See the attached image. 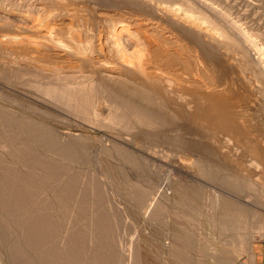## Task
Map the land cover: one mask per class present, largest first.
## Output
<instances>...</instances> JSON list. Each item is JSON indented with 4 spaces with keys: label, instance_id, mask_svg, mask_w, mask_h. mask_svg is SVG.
I'll list each match as a JSON object with an SVG mask.
<instances>
[{
    "label": "rangeland",
    "instance_id": "obj_1",
    "mask_svg": "<svg viewBox=\"0 0 264 264\" xmlns=\"http://www.w3.org/2000/svg\"><path fill=\"white\" fill-rule=\"evenodd\" d=\"M27 1L28 0H0V4L6 3L10 5V4H16V3L18 4L22 2V5H26L25 3ZM32 1L34 2L35 0ZM43 1L45 4L44 8L48 9V7L51 8L52 6L54 11L60 10L61 13L58 14L57 18L63 20L64 23H69L70 27L75 26L74 30L71 31L72 33H74L75 39L72 40L65 38L63 44L57 45L56 48L55 47L53 48V45L54 46L56 45L53 44V42H51L50 45L48 46L45 45L43 47V45L45 44L44 42L46 41L44 42L41 41L42 44L40 43V41L39 42L37 41L39 39L38 37H36L37 31L33 29L34 27L31 28L30 26L31 22L30 24L28 22L25 23L19 19L20 18L19 16L17 18L16 15L13 16L14 14H11L12 15L11 16L10 14L7 15L3 12H0V68H1L0 69V112H3V114H5V116L8 117L17 116V114L19 116L20 114H22L24 115L23 116L24 118L29 116V118L32 117L34 118V120L42 121V123L48 124L50 128H54L53 131L54 130L57 131L55 132L59 134L58 136H56L58 140L60 138L59 137L60 135H61L60 140L65 141L66 139L67 140L71 139L72 141L76 142V144L79 143V145L80 143L86 140V142H84L86 143V145L82 143L86 146V148L85 146L84 147L81 146L80 149L77 151L75 157L73 159H68L67 157L56 155L55 152L52 151L51 149H50L51 151L45 147H44L45 149H43L42 146L33 143V141H31L29 138L24 137V135H20L21 133L19 128L21 127V125L19 121L21 120H19L17 124L12 126L10 129L9 128L7 129L4 125L0 124V132H2L4 135L6 134L8 137L10 136L14 137L12 138L13 141L15 143L18 142L16 146H18V144L25 145L28 143L27 145L30 147L31 146L30 144H33V148L30 147L31 152L27 156H25V158L27 157L26 161L23 157V159L20 160H24V162L22 161L23 163H21L20 160L18 161L17 159H15L8 151L12 147L9 148L8 145L7 147H5L6 144H4L3 141H5L6 137L3 138L4 139L3 141L1 139L0 157L6 159V163L3 166L0 165L1 166L0 169L2 168L1 170L9 166L10 167L15 166L18 168L17 169V171H19L18 173H21V175H23L26 172L28 166V170L31 173L32 170L29 169L31 165L29 164L32 163L33 160H35L37 157H39L40 154H42L40 157H44L45 159L47 158L59 159L58 161H60L61 165H63L66 168L68 167L70 169V173H77L78 171L77 173L78 180L76 181L74 187V193L76 195H74L72 199L70 198V199H66V201L64 200L62 201L58 196H56V194H54L53 187L44 186V188L42 187L40 191L37 192L38 194L35 193V196L33 197L35 200L32 198L28 203H26L25 206H21V208L23 209V213L21 212L22 210L19 205L18 207L17 205L7 206L8 209L7 210L6 207L3 205V203L5 204L3 198V201H1L2 203L0 202L1 203L0 208L2 210L5 208L6 210L4 209V211H6V213L5 214L4 212L2 213L7 216L8 215L20 216L21 214L23 215L26 213L28 215L29 213L32 214L35 212L36 214L34 213L33 214L34 216L36 215L38 217L43 216L42 218L54 214L59 216L61 222L59 226L61 228L59 227L60 231H58L57 234L59 236L55 235L54 237V239H56V243L58 242L57 246H60L59 244H61L60 249L64 248V246L65 247L67 246L68 233H66V231L72 229L71 230L73 233L72 236L75 235L74 231L76 233V235L73 236L72 238L75 237L74 239H76L78 235L80 237V238L78 237L77 241H75L76 246H74V243L72 242L73 239H71L70 242L74 247L79 246L81 242L85 239L84 240L85 242H82L81 244V249L79 248L80 250H83V247H85V249L83 250L84 252L80 253L83 259L86 257L87 254L89 256V253L91 251L93 252V250H95L97 247L96 241L98 240L99 234L95 232V230L93 231L94 229L93 223L94 220L99 215V213L103 214V211L107 209H113V210L116 209L117 215L120 218L124 217L121 220V225H120L121 228H119L120 231L117 230V234H119L118 236L119 238L116 237L121 241L120 244H117V246L119 245V247L116 246V248H118L117 250L120 253L117 250L116 252L118 254H123V252L125 253L126 256L124 255L125 256L124 261L131 260L130 262L125 261L124 264H241L246 257L249 258L252 252L256 251V249L258 248L260 241H262L261 239H264V113H263L264 105L263 103H261L259 99L256 102V97H255L256 93H254L256 91L253 90V82H252L254 80L253 79L251 80V78L249 77L250 74L248 73V90L246 89V87L243 85L242 82L238 84L239 81L237 82L233 81L236 83L235 85L236 88L233 85L230 86L229 84L230 88L228 86V88L226 89L224 88L223 84L226 83L225 85H227L228 81H231L230 79L232 77L235 79L237 77V73L235 74L233 73V75L231 74L228 75L226 78H228L229 80L225 79L223 82V80L219 79L220 77L219 71H221L223 68H220L221 70H219L213 66L214 68L213 70L212 67L208 68L207 63L205 64L204 61H202L203 63H201V65L200 62H198L199 64H195L196 66L194 65V63L196 62H194L193 60L188 61V63L187 62L185 63L184 60L181 61L182 64L184 62V65L180 63L181 66L185 67V65L189 66L190 64L189 66L190 69L188 70H191L193 68V65H194L193 68L194 70H196L195 67L196 68L201 67L203 69L202 70L201 68H198L203 71L205 76L201 78L202 79L205 78L204 80L207 81L208 86L209 85L212 86V88L209 86L210 88H208V90L212 89L211 91H213V89L215 90L217 89L218 90L217 92H224L229 96L233 94H236L237 96L239 95L241 100L235 103H231L236 105L239 104L237 106L238 108L234 105L229 104L231 107L228 105L231 113L234 111V113L236 114L239 123L238 122L233 123V121L230 118L228 119L227 117L221 118L220 116H218L217 119L214 117H213L214 119L211 118L209 119L207 116H205L207 117L205 118L203 115L205 119L204 120L202 119L203 117L201 116V114L200 115L197 114L198 112V110L196 111L197 106L195 107V104L193 103V104H188L189 106L182 105L183 107L175 106L176 107L175 108L174 106H172V109L168 107L169 112L170 110L172 111L174 109L172 112H170V116L172 117L175 116L173 118L171 117L172 120H170V123L168 125H171L173 127V130L175 131L177 129L176 127L179 126L178 130L179 131L182 130L180 131V134L182 132L184 133H182L183 135L182 134L180 135L178 130L174 132L173 130L171 131L169 129L170 132L178 134L179 136H183L185 139L192 142V144L190 145L191 147L186 146L180 148L174 146V142L170 141V139L165 140L166 138H159L160 141L155 140L152 137L150 138L144 136H141L140 138H134V136L133 135L131 136V134L135 133L137 130H135V132L129 133L130 134L129 135L128 133H126V130L122 129L121 127L118 129L117 127L112 128V126L102 123L105 121L102 119V115L104 118V116L108 113L107 110L104 112L105 104L104 105L101 104L98 107L99 110H101L100 112H102V110L104 109L102 115L101 114L99 115L101 116L100 118H98L99 116L96 117V119L94 117L93 118L90 117L92 119H90L89 117H81L80 115L71 112L68 109H63L60 107L55 108L54 105H52L51 103L46 102L45 104L42 100L38 98L37 99L39 101L33 99L32 97L30 98V96H33L35 98L36 96L26 95V94H22L19 91H16V89L18 88L15 86L12 87L11 83L20 84L22 83V81L25 82L28 79L30 80V78L33 79L34 77L33 72H35L36 70L37 71L39 70L40 73L38 74L40 75L38 76L36 71L34 73L36 75L34 79L37 78L40 79L41 75H43L42 77L43 79L42 78L41 79L46 80V77H44L46 74L45 71L43 72V70L41 69H36L33 66H29L32 67L33 69L32 71V69H30L27 66L25 61L27 62L30 61L33 62L34 64L38 61L37 63L41 65L36 63V67L46 66L47 64V67L50 68L52 67L53 69L56 67L55 69L58 70L59 68L61 69L63 68V66L65 67L69 64L78 65L79 63L82 62V60L80 62L79 59L80 57L78 55L76 56V54L73 55L70 52L71 50L67 51V48L65 49L64 47L76 46L77 50L79 51V54L81 56H85V50L83 48L89 47L91 44H93L92 42H94L93 45H95L93 46V48L97 46L96 49H98L101 46V48L103 47L101 50L103 51V53L105 52L104 55L99 56L98 59L96 50L92 48V51L94 50L92 54V56H94L93 59L95 58L94 61L97 59L98 61L105 60L106 64L112 65L113 63H115L114 57H118V55L116 56L115 53L110 49L109 44L105 42L103 34L106 33L104 30L107 28L104 27H106L107 22L104 19L101 20V17H99L98 15L107 16V12H111L112 8L115 7L122 8V6L133 7L138 12H142L140 10H143L142 13H144L145 7L140 5L139 3L133 2V0L131 1L127 0L128 2L125 0H63V3L61 1V4H60V0H58L59 4H57V2L54 1L53 4L52 2H49V0L46 1L43 0ZM251 1L255 2V0H249V2L248 0H202V3H205L206 5L212 4L213 8L215 7L216 9H219L222 12L226 13L228 18L233 19V20L231 19L232 21L237 20L236 23L239 26L241 25L242 29L247 31L248 34L250 35L249 43H251L252 45H256V47L260 49L261 52L256 55H260L261 57H263L262 59H260V61L264 65V37H263L264 35L262 31L264 29L263 26L264 3L263 2L261 3V1L259 0L256 1V3L260 5V6L258 5L256 9L254 7L251 8L249 5H247L250 4ZM36 2L39 3V0L35 1V3ZM150 2H152L154 5H159L163 7H166L168 5L173 7L174 6L180 7V9L185 7L182 4L183 1L181 2V0H153V1L151 0ZM139 5L142 8L139 7ZM226 5H228L230 9H228ZM224 9H227V11ZM145 10L146 13L144 14L145 15L147 14L149 16L151 14H152L151 16L154 15L156 16L157 14L161 15V13H163L162 10L153 11L150 7L148 10L147 9ZM46 17L44 18V20H47ZM71 19H73V21ZM203 23L204 25L207 24L206 22ZM213 29L215 33L218 35L219 34L217 32L218 29L216 28ZM32 30L33 31L35 30L36 33H34ZM257 30H261V31H257ZM23 35L29 37L30 39H32L33 36V39L36 41V44L38 45V47L36 46L37 47L36 50L42 47L44 49H40L36 51L32 48V50H34L32 51L30 50L31 49L30 47L27 46L25 47V45L19 43L21 39H18V38H22ZM67 35H69V33H67ZM99 35L101 38L99 37ZM12 36H15L16 42L14 40L13 41L9 40ZM180 38H182V36ZM180 38L178 44L184 46L187 53L189 55H192L191 54L192 51L190 50L191 48L189 49L187 47L188 46L187 41L182 42ZM183 41L185 40L183 39ZM36 44H32V45H36ZM46 44L48 43L46 42ZM46 46L49 47L50 50L49 49L45 50ZM182 46H180L181 50L183 49ZM187 49H189L190 51H188ZM35 52L38 53L35 54ZM185 52L183 55H186L187 57L188 54ZM57 53L59 54L66 53V54L59 55ZM28 57L31 59H27ZM33 58L34 59L37 58V60L33 61L34 60ZM40 59H41L40 62L42 63L39 62ZM115 59L117 60L118 58ZM98 61L97 62L95 61L97 65L100 64L98 63ZM48 64L50 66H48ZM52 64H54L55 66L53 65L54 66L53 67ZM56 65L57 66L61 65L62 67L60 66L57 68ZM92 66L93 64L89 66V68L83 67L85 71L86 69H88L90 72H85L84 70H82L83 72L80 73V71L77 72L78 71L77 70L71 72L74 74H71L70 72L69 73L71 74V76L72 75L76 76L77 74L78 76H81V74H83L84 72L87 75L91 73L90 70L91 68H93V70L96 69V65H94L93 67ZM26 69L28 70V72L32 71L33 77L30 76L31 73L29 74ZM34 69L36 70L34 71ZM164 69L165 68L163 67V70ZM204 69H206L207 71ZM63 70L65 69L63 68ZM156 70L158 69L155 68V71ZM20 71L22 72L23 75H20L21 74ZM23 71H26L28 73L27 74L28 77L26 76V72ZM231 71L236 72L232 68ZM41 72L44 74H41ZM199 72L201 73V71ZM203 73L201 74L203 75ZM93 74L96 75V73H92L90 74L91 77L88 76L89 78L88 77L87 78L91 79ZM8 78L12 81L10 82ZM210 78H212V80ZM210 82L213 84H211ZM221 84L223 85V87ZM242 86L245 88H243ZM13 89H15V91ZM7 93L11 95L13 98H14L13 95H15V97L20 96L25 98L26 101L28 100L31 103L40 104L41 106H43V108L45 107L44 110L46 111L50 110L49 112H53L54 116L48 117L47 114L46 115L44 114L43 116L38 113L34 114L33 110L31 109L26 110L27 109L26 107H24L25 109H22L20 105L15 104L14 102H10L9 100L6 101L5 94ZM253 97H255V102L254 101L252 102ZM232 107H234V109ZM186 110H188V112H186ZM177 112L178 114H176ZM182 112L184 114H182ZM233 114H231L232 117L235 115ZM229 119L232 122L227 121ZM172 121H174L175 123ZM100 122L103 125H101ZM173 125L176 126L174 127ZM186 126L188 127V129L186 128ZM238 126H240V128ZM182 127L183 129H180ZM186 131L187 132L189 131V133L188 134L185 133ZM239 131L242 133L240 134ZM136 133H140V131H137ZM193 138L195 141L191 140ZM163 140L166 141V143L163 142ZM196 140L201 142V147L204 146L203 148L205 147L210 148L213 146L212 148L215 150L214 151L210 150L206 152V150H203V148L201 147L199 149H195L194 148L196 147L195 145H198L199 143ZM117 141L121 144H119ZM2 143L3 145H5L4 147ZM120 146H122L121 147L122 149L124 147L125 148L123 150L118 149V147ZM109 147L110 149H108ZM253 147H256L257 149ZM191 149L193 150L191 151ZM202 150L205 151V153H203ZM32 151H35L34 154ZM206 153H208V155H206ZM209 153L212 155H210ZM130 155L133 158H135L133 159V161ZM29 156L30 159L28 158ZM128 156L130 158H126ZM27 174H29V172L25 173V175ZM208 174L216 175V177L212 179L208 177ZM93 179H94V183H93ZM97 180L99 181L101 180V182L99 181L98 182L100 184L102 183L103 185L102 188L105 187L104 188L105 191L108 190L107 196H109L107 200L102 199L98 201L96 207L99 209L100 211L99 213L98 211L97 212L95 211L96 207H93L94 204H92L91 201L94 197L91 190L93 189L92 188L93 184L98 183ZM224 180H228V182H230L231 184H229L228 182L225 183ZM57 184L61 185V181L59 180ZM85 186L89 187V190L84 195H82L83 193L80 194V191H82V189ZM90 187L92 189H90ZM21 191L22 192H18V194L16 193L18 198L16 199L18 201H20L25 196L24 193H26V192L23 193L22 189ZM19 193L21 194L19 195ZM79 194L82 195L80 196V198L78 196ZM110 195H111V199H109ZM83 196H85L87 202L86 200L84 201L83 199H81V197ZM82 202L83 203L86 202L87 207L89 206L88 208H91L92 206L91 210L90 209L88 210V208L86 207L88 211H86V213L82 211V208L79 205L82 204ZM61 204L62 205L67 204L66 206H68L69 208L66 209L64 205L62 207ZM36 205L38 206L40 205L41 207L40 206L38 207ZM13 207L15 208L13 209ZM16 208L18 209L16 210ZM30 208L31 209L34 208V209L31 210ZM59 208H61L62 210H60ZM79 208L81 209L79 210ZM10 209L14 211L11 212ZM56 210L58 211V213H55ZM243 210H245V212ZM243 216L245 218H243ZM232 218L234 219V221ZM230 219L232 222L229 221ZM69 222L71 224L74 223L76 226L74 224H73L74 226H72ZM79 227L81 228V230ZM19 228L20 227L17 228L18 230L16 229L15 230L16 232L19 231L20 234V232H22V229ZM78 228L80 231L77 230ZM14 231H11L12 234H15L17 236L16 232ZM11 232L9 231V233ZM61 237L63 240L61 239ZM11 238L13 237H10L9 234L8 240L10 239L11 241V243H9L10 241H7L8 242L7 244L9 245L12 244ZM79 239L82 241H80ZM93 241L95 243H93ZM77 242L79 245L77 244ZM129 242H131L132 244ZM10 246L12 247V245ZM126 246L129 248V250L130 249L131 250L129 251ZM4 247L5 246H3V242L0 240V264H12V263L15 264L14 262L15 260L13 261L14 258L13 256H15L14 259H16V255H13L15 253L12 251L10 252L7 251L9 249V246L8 248L6 247L7 249ZM90 248L91 250L89 252ZM120 249L122 252L120 251ZM126 250L129 251L130 253L129 256L131 257V259L129 256H127L128 251ZM5 251L7 254L5 253ZM131 252L133 253L132 256H131ZM84 253H86L85 256H83ZM26 257L28 256L26 255ZM26 257L24 256L25 259ZM85 261H87V259ZM110 262L113 263L112 260ZM113 264H118V263L114 262Z\"/></svg>",
    "mask_w": 264,
    "mask_h": 264
},
{
    "label": "bare ground",
    "instance_id": "obj_2",
    "mask_svg": "<svg viewBox=\"0 0 264 264\" xmlns=\"http://www.w3.org/2000/svg\"><path fill=\"white\" fill-rule=\"evenodd\" d=\"M35 1H38V0H35ZM35 1L33 2L32 0H28L25 3L26 5H22L23 1L21 3H18V4L16 3V4H10V5H8L6 3H4V4L1 3L0 4V12H3L7 15L8 14H10V15L14 14L13 16L16 15L17 18L19 16L20 17L19 19L25 23L28 22L30 24V22H31V25H30L31 28L34 27L33 29H35L37 31L36 37H38L40 39V40L39 39L38 40L36 39V40L38 42L40 41V43H41V41L42 42L46 41L48 43V44H46V42H44L45 44L43 45V47L45 45L48 46L51 44V42H53V44H56L55 46L53 45V48L54 47L56 48L57 45L63 44L65 38L72 39V40L75 39L74 33L71 32L72 30H74L75 26L70 27L69 23H64L63 20H60V18H57L58 14L61 13L60 10L54 11L52 6H51L52 9L49 7H48V9L44 8L45 4H44L43 0H39V3H37V2L35 3ZM53 1L57 2V4H59L58 0H49V2H52L54 4ZM61 1L63 3V0H60V4H61ZM125 1H127V0H125ZM150 1L151 0H133V2L139 3L140 5L144 6L145 9H147V10L149 9V7L153 11H155V10L161 11L162 10L163 13H161V15H158V14L156 16L155 15L151 16L152 14L150 16L147 14L145 15L144 13H146L145 12L146 10L144 8H143L144 13H142L143 10H140L142 12H138L133 7H128V6L127 7L122 6V8H120V7L112 8L111 12H107V16L98 15L99 17H101V20L104 19L107 22L106 27L103 26L104 28H107L104 30L106 32L105 33L106 36H105V34H103L105 42L109 44L110 49L115 53V55L116 56L118 55V57H114L115 63H113L112 65L106 64L105 60H103V61L99 60L98 61V59H99L98 57L101 55H104L105 52L103 53V51L101 50L103 47L101 48V46L99 47L100 49L99 48L96 49L97 46L95 48H93V46H95V45H93L94 42H92L93 44H91L89 47H86V48L82 47L85 50V56H81L79 54V51L77 50L76 46L64 47L65 49L67 48V51L71 50L70 52L73 55L74 54H76V56L78 55L80 57V58L78 57L80 59V62H81V60H82V62L79 63L78 65H73V64L67 65L66 64L67 66H65V67L63 66V68L65 70H63V68H61L63 70L62 71L60 68L58 70V69H55L56 67L54 69L52 67L51 68L47 67V64H46V66L36 67V63L38 61L35 64L33 62H30V61H28V62L25 61L28 67L33 66L36 69L43 70V72L45 71L46 74L44 77H46V80H42L43 75H41L40 79H38V78L34 79V77L36 76L34 73L37 70L34 69V71L35 70L36 71L33 72V75H34V77H33V75H32L33 69H32V67H29L30 69H32V71L28 72V70L27 69L26 70L29 74L31 73L30 76H32L33 79L30 78V80L28 79L25 82L22 81V83H20V84L11 83L12 87L13 86L17 87L18 89H16V91H19L22 94L36 96V98L33 96H30V98L32 97L33 99H35L37 101H39L38 99H40L45 104H46V102L51 103L52 105H54L55 108L60 107L63 109H68L69 111L74 112V113L80 115L81 117H89V118L94 117L96 119V117H98L100 114L102 115V112L104 110L103 109L102 112H100L101 110H99V108H98L99 105L105 104L104 112L107 110L108 113L104 116V118L102 115V119L105 120L102 123H105L106 125L112 126V128L117 127V129H118L121 127L122 129L126 130V133H128V134L131 132H135V130L140 131V133H136L137 132L136 131L135 132L136 134L135 133L131 134V136L133 135L134 138H140L141 136H144V137H150V138L152 137L153 139L158 140V141H160L159 138H166L165 140L170 139V141L174 142V146H177L180 148L190 146L192 144V142L185 139L183 136H179L178 134L170 132V130L171 131L173 130V127L171 125H168V124L170 123V120H172V118L175 117V116H173V117L170 116V112H172L174 110V109L172 111L170 110V112H169V108L172 109V106L183 107L182 105L185 106V105L194 103L195 107L197 106L196 107V111L198 110L197 114L198 115L201 114L202 117L204 115V117L207 116L209 119L210 118L211 119H214V118L217 119L218 116H220L221 118L222 117H227V119L230 118L233 121V123L238 122V118H237L236 114L234 113V111L231 113L229 106L234 105L237 107L239 104L236 105V104H231V103H235L237 101H240L241 98L239 97V95L237 96L236 94L229 96L228 94H226L224 92H217L218 91L217 89L216 90L213 89V91H211L212 89L208 90V88H210V87L212 88V86L209 85L210 86L209 87L207 81L204 80L205 78L204 79L201 78V77H205L204 73L202 71L203 69L201 67H197V68L195 67L196 70L193 69L195 64H199L198 62H200V65H201V63H203L202 61H204L205 64L207 63L208 68L209 67L213 68V66L219 70H221L220 68H223L224 70L222 69L221 71H219L220 75L219 74L218 75L220 77L217 76V77H219V79L223 80V82L225 79L229 80L228 78H226L228 75H230V74L233 75V73L234 74L237 73V77L235 79L232 77L230 79L231 81H228L227 85H225L226 83H224V84L222 83L224 85V88H226V89L228 88L229 84H230V86L233 85L235 87L236 83L233 81H236V82L239 81L238 84L240 82H242L243 85L248 90V73H249L250 74L249 77L251 78V80L252 79L254 80L252 82H253V90L256 91V92H254V93H256V96H255L256 102L259 99L261 101V103H263V105H264V65L260 61V59H262L263 57H261L260 55H256V54H259L261 52L260 49L258 47H256V45H252L251 43H249L250 35L248 34L247 31L242 29L241 25L239 26L236 23L237 20L232 21L233 19L231 18L232 19L231 20L230 18H228L226 13L222 12L219 9H216L215 7L213 8L212 4L206 5L205 3H202V0H181V2L183 1L182 4L185 6L184 8H181V9H180V7H175V6L173 7V6H169V5L166 7L154 5ZM256 1H258V0H255V2L251 1L250 4H247V3L246 4L249 5L251 8H253V7L256 8L259 5L258 3H256ZM259 1H261V3L262 2L264 3V0H259ZM240 2H242V1H240ZM248 2H249V0H248ZM46 3H48V2H46ZM39 4H41V5H39ZM136 5H138V4H136ZM140 5H139V7H141ZM226 7H228V5H226ZM232 8H233V6H232ZM228 9H230V7H228ZM224 10L227 11V9H224ZM228 12H229V10H228ZM162 14H164V15H162ZM159 16H161V17H159ZM45 17L47 20H44ZM72 18H73V16H72ZM57 20H59V21H57ZM71 20L73 21V19H71ZM203 22H206L207 24L204 25ZM213 28L218 29V31L217 30L216 31L220 34V36H219V34L217 35L215 33ZM35 30L34 31L32 30V31L34 33H36ZM30 31H31V29H30ZM257 31H261V30H257ZM262 31H263V35H264V29ZM67 33H69V35H67ZM100 35H99V37H100ZM181 36H182V38H180ZM179 38L182 40V42L187 41V45H188L187 47L189 49L191 48L190 50L192 51L191 52L192 55H189L187 53L184 46L178 44ZM18 39H21V41L19 43L25 45V47L26 46L30 47L31 48L30 50H32V48L34 50H36V48L38 47V45L36 44V41L33 39V36H32V39L35 42L32 39H30L29 37L24 36V35L22 38H18ZM183 39L185 41H183ZM9 40L15 41L16 40L15 36H12ZM182 42H179V43H182ZM32 44H36V45H32ZM47 46H46L47 49L45 48V50L49 49V47H47ZM180 46L183 47L182 50H181ZM185 46H186V43H185ZM43 47L40 48V46H39L40 49H44ZM92 48L94 50H96V54H97L98 59L96 58L97 60H95V61L96 62L98 61V63H100L99 65H97V63L94 61L95 58L93 59L94 56H92V54H93L94 50L92 51ZM27 49H29V48H27ZM40 49H38V50H40ZM189 49H187V50L190 51ZM34 50H32V51H34ZM38 50H36V51H38ZM67 51H65V52H67ZM184 52L188 54L187 57H186V55H183ZM36 53H38V52H35V54ZM57 54H59V53H57ZM61 54L62 53H60L59 55H61ZM63 54H66V53H63ZM31 56H32V54H31ZM24 57H22V58H24ZM34 57H37V56H34ZM75 58H77V57H75ZM115 58H118V59L116 60ZM14 59H16V58H14ZM27 59H31V58L28 57ZM35 60H37V58H35L33 61H35ZM178 60H179V62H178ZM183 60L185 61V63L186 62L188 63V61H190V60H193L194 62H196V63H194L192 61L194 63L193 68H192L193 70L192 69L188 70V69H190L189 68L190 64H189V66L185 65V67L181 66V64H182L181 61H183ZM40 61H41V59L39 60V62ZM192 62H191V64H192ZM40 63H42V62H40ZM37 64H39V63H37ZM92 64H93V66L96 65V69L93 70V68L90 67L91 68L90 74L96 73V75H98V76L93 74L92 78L88 79L89 78L88 76L91 77V75L90 74L86 75L85 72H90V71L88 69H86V71H85L83 69V67L89 68V66H91ZM39 65H41V64H39ZM39 65H37V66H39ZM53 65L54 64H52V66ZM178 65L181 66L182 68L179 67ZM182 65H184V62ZM48 66H50V65L48 64ZM60 66H57V68ZM163 67L165 69L166 68L167 69L163 70ZM191 67H192V65H191ZM155 68L158 70L155 71ZM198 68H201L202 70L198 69ZM231 68L234 69L236 72H232ZM197 69L199 71H201V73H203V75ZM82 70H84L85 72L83 74H81V76H78L77 73H76L77 74L76 76L75 75L71 76V74H74L71 72H73V71L79 72L80 71V73H81V72H83ZM204 70H206V69H204ZM213 70H214V68H213ZM164 71H166V72H164ZM23 72H26V71H23ZM27 72H26V76L28 74ZM38 73H40L39 70L37 71V74ZM80 73H79V75H80ZM41 74H44V73L41 72ZM20 75H23L22 72ZM39 75L40 74H38V76ZM9 76H10V74H9ZM47 76H48V79H47ZM221 77H224V78H221ZM229 77H231V76H229ZM210 79L212 80V78H210ZM8 80L10 82L12 81L9 78H8ZM227 80H226V82H227ZM14 81H15V79H14ZM217 83H218V81H217ZM211 84H213V83H211ZM223 85H222V87H223ZM230 86H229V88H230ZM245 87H243V88H245ZM13 90L15 91V89H13ZM8 91H10V90H8ZM8 93L5 94L6 101L9 100L10 102H14L15 104L20 105L22 109H25L24 107L27 108L26 110L31 109L34 111V114L38 113L42 116L44 114L45 115L47 114L48 117L54 116L53 112H49L50 110L49 111L44 110L45 107L43 108V106H41L40 104L31 103L28 100H27L28 101L27 102L25 100V98L20 97V96L15 97V95H13L14 96V98H13ZM11 94H13V93H11ZM14 94H16V93H14ZM255 97L252 98V102L253 101L255 102ZM232 108L234 109V107H232ZM228 109H229V111H228ZM3 111H4V109H3ZM186 112H188V110H186ZM12 113H14V112H12ZM174 113H175V111H174ZM176 114H178V112ZM182 114H184V113L182 112ZM231 114H233L234 116L232 117ZM23 116L24 115H22V114H20L19 116L17 114V116H9L8 117V116H5V114H3V112H0V124L4 125L7 129L8 128L10 129L12 126L16 125L19 120H21V121H19L20 125H21V127L19 128L20 133H21V134L19 133L20 135H24V137L29 138L31 141H33V143H35L39 146H42L43 149H45V148H47L48 150L51 149L52 151L55 152L56 155L62 156V157H67L68 159H73L75 157L77 151L80 149V147L81 146L84 147L86 145V143H84V142H86V140L83 141L84 139L82 140L83 142L82 141L81 142L84 143L85 145L82 143H80V145H79V143L76 144V142L72 141L71 139L70 140L66 139L67 141L66 140L62 141V140H60L61 135L59 136L60 138L58 140V138L56 136H58L59 134L56 133L57 132L56 130L53 131L54 128H50V126L48 124L42 123V121L34 120V118H32V117H31L32 118L31 119V118H29V116L26 118H24ZM25 116H27V115H25ZM100 117L101 116H99L98 118H100ZM204 117L202 119H204ZM207 117H205V118H207ZM92 118H90V119H92ZM23 119H25V120H23ZM196 119H194V120H196ZM230 119L227 121H230ZM52 120H53V118H52ZM221 120H223V119H221ZM232 121H230V122H232ZM172 122H174V121H172ZM176 122H178V121H176ZM100 124H101V122H100ZM101 125H103V124H101ZM167 126H169V127H167ZM238 127L240 128V126H238ZM91 128H92V126H91ZM176 128H174V129H176V131H177L179 129V126ZM186 128L188 129L187 126H186ZM180 129H183V127ZM189 130H190V128H189ZM173 131L176 132L175 130H173ZM180 131H182V130H180ZM180 131H179V134H180ZM182 133H184V132H182ZM185 133L188 134L189 131L188 132L186 131ZM241 133L242 132H240V134ZM187 134H186V136H187ZM5 137H6L5 141H3L4 140L3 138H5ZM12 138H14V137H11V136L8 137L6 134L4 135L2 132H0V140L2 139L3 143L6 144V146H5L2 143L3 147L4 146L7 147V145L9 146V148L12 147L10 150H8L10 152V154L15 159H17L18 161L20 159H23V157L26 161L27 157L25 158V156H27L31 152V148H33V144H30L31 148L27 145L28 143L25 145H19L18 144V146H16V144L18 142L15 143ZM186 138H188V137H186ZM247 138H248V136H247ZM191 140H194V138ZM115 141H116V139H115ZM196 141H198V140H196ZM163 142L166 143V141H164V140H163ZM199 143H200V145H199ZM199 143H198V145H195L196 144V142H195V144L194 143L193 144L196 147H194L193 145L192 146L195 149H199L201 147V142H199ZM119 144H121V143H119ZM122 146L118 147V149L123 150L126 147V145H125V147L122 149L121 148ZM197 146H198V148H197ZM203 147H201V148H203ZM212 147H210V148L205 147V148H203V150H206V152L210 151V150L214 151L215 149H213ZM85 148H86V146H85ZM253 148H256V147H253ZM108 149H110V147ZM32 150H34V149H32ZM192 150L193 149H191V151ZM252 151H254V150H252ZM32 152L34 154L35 151H32ZM203 153H205V151H203ZM41 155L42 154H40V156ZM206 155H208V153H206ZM210 155H212V154H210ZM40 156L37 158L34 156L36 159L33 160V162L29 164V165H31L30 166L31 168L29 167V169L32 170L31 173L28 170V166H27L26 172L24 171L25 173L29 172V174H27V175H25V173L23 175H21V173H18L19 172V171H17L18 168L15 166L14 167L9 166L7 168L4 167L5 169H3V170H1L2 168L0 169L2 171V172L0 171L1 172L0 173V202L3 201V198H4L5 204L3 203V205L6 207V209H7V206L17 205V207H18V205H19L20 208H21V206H25L26 203H28L35 196V193L38 194L37 192L40 191V189L42 187L44 188V186L53 187L54 194H56V196H58L62 201L63 200L66 201V199H70V198L72 199V197H74V195H76L74 193V187H75L76 181L78 180V174H77L78 171H77V173H70V169L68 167L66 168L63 165H61L60 161H58L59 159H49L46 156L45 157L47 159H45L44 157H40ZM28 158L30 159V156ZM31 158H33V157H31ZM126 158H130V157L128 156ZM131 158H132V161H133V159H135L132 156H131ZM17 160H15V161H17ZM22 161L24 162V160H20L21 163H23ZM129 161H131V160H129ZM5 163H6V159H4L3 157H0V165L3 166ZM9 164H11V163H9ZM16 164H18V163H16ZM21 166H22V164H21ZM68 170H69V172H68ZM208 177L213 179L216 177V175L208 174ZM59 180L61 181V185L57 184ZM98 181L99 180H97V182ZM224 181H225V183L228 182V180H224ZM99 182H101V180ZM99 182L96 184H93L94 183V179H93V183H92L93 189L90 187V189H92L91 191H92V194L94 196L93 199L91 200L92 204H94L93 207H96L99 200H102V199L107 200V198L109 197V196H107L108 190L105 191L104 190L105 187L102 188L103 185H102V183L100 184ZM228 183L231 184L230 182H228ZM88 186H89V184H88ZM85 187L82 189V191H80V194L83 193L82 195H84L86 192H88L89 187H87V186H85ZM21 189L23 190V193L24 192H26V193H24L25 196L23 198L19 197L22 199L20 201H18L17 200L18 199L17 194H18V192H22ZM191 191H193V190H191ZM193 193H195V192H193ZM20 194L21 193H19V195ZM80 194L78 195L79 198H80V196H82ZM81 199H83L84 201L86 200V202H87V199H85V196L81 197ZM109 199H111V195H110ZM59 202H61V201H59ZM86 202H84V203L82 202V204H79L80 207L82 208V211H84L85 213H86V211H88L89 209L91 210V208H92V206H91V208H88L89 206L87 207ZM63 205H62V207H63ZM66 205L67 204H65L64 207L66 209L69 208ZM79 205H78V207H79ZM36 206H38V205H36ZM233 206H235V205H233ZM15 207H13V209ZM86 207L88 208V210ZM231 207H232V205H231ZM34 208H32V209H34ZM61 208H59V209L62 210L63 208L62 209ZM81 208H79V210ZM4 209L2 210L0 208V240L3 242V246H5L4 248H6V247L8 248V246H9V249L7 251H9V252L12 251L15 253L13 255H16V259H14L15 256H13L11 254L14 257L13 261L15 260L14 261L15 264H113L114 262H116L118 264H120V263L124 264V262L126 261V260L124 261L125 256H126L124 252H123V254H118L116 252V250L118 249V248H116V246H117V244H120V242H121L120 239H118L119 234H117V230L120 231L119 228H121L120 227L121 220H122V218H124V217L120 218L117 215L116 209L115 210L107 209V210L103 211V214H102V213H99L100 211L96 207L95 211L96 212L98 211L99 215L94 220V223H93L94 229H93V227H92V229H93V231L95 230V232H97L99 234V237H98V240L96 241L97 242L96 249L93 250V252L92 251L90 252V250L92 248V246H91V248L89 249V252L91 254L89 253V256H88V254L86 255L85 258L87 259V261H85L86 259L84 258L85 259L84 260L82 255L80 254V253L84 252L83 250L85 249V247H83V250H80V249H81V244H82V242H85L84 241L85 239L83 241L79 239L80 241H82L81 244L79 245L77 242V244L79 245V246H77L78 248L74 247V246H76L75 241H77L79 235L76 239H74L75 237L72 238L73 236L76 235V233L74 231L75 235L72 236V234H73L71 231L72 227L69 228L71 230L66 231V233H68V237H67L68 244H67V246L66 247L64 246V248H61V249H60L61 244H59L60 246H57L58 242L56 243V239H54V237H55V235L58 234V231H60L59 229L61 228L59 226V224L61 223L59 216L54 214V215H51V216L49 215L47 217L45 216V218H42L43 216H41V217H38L37 215L34 216L33 214L35 212L32 214L29 213L30 215L29 214L27 215L25 213L23 215L21 214L20 216L19 215L15 216L14 214H13L14 216H9V215L7 216V215H4L6 213V211H4ZM11 209H12V207H11ZM17 209L18 208H16V210ZM52 209H53V207H52ZM10 210H9V212H10ZM21 210H22L21 212L23 213L22 208H21ZM44 210H45V207H44ZM65 210H63V211H65ZM245 210H243V211L245 212ZM12 211H14V210H11V212ZM92 211H94V210H92ZM2 212H4V214ZM24 212H25V210H24ZM36 212H37V210H36ZM70 212H69V214H70ZM55 213H58V211L56 210ZM72 213H74V212H72ZM120 213H118V214H120ZM229 218H231V217H229ZM243 218H245V217L243 216ZM229 221H231V219ZM233 221H234V219H233ZM224 223H226V222H224ZM73 224H71V225L74 226L75 224L74 225ZM63 225H64V222H63ZM16 226H17V228L20 227L22 229V232H20V234H19V231H17L18 233L16 232V230H18L16 228ZM132 226H134V225H132ZM62 228H64V227H62ZM79 228L77 230H79ZM130 228H132V227H130ZM11 229H13V230H11ZM74 230H75V228H74ZM80 230H81V228H80ZM83 230H82V232H83ZM9 231L10 232L11 231L16 232L17 236L15 234H12V232L9 233ZM63 231H65V230H63ZM97 233H96V235H97ZM9 234H10V237H13V238H11L12 244H10V245H12V247L9 244H7L8 243L7 241H10V239L8 240ZM80 235H81V232H80ZM57 236H59V235H57ZM84 236H83V238H84ZM116 237H118V238H116ZM61 239H62V237H61ZM71 239L74 240V241L72 240V242L74 243V246L70 242ZM81 239H82V236H81ZM86 242H88V241H86ZM4 243L8 246H6ZM9 243H11V241ZM93 243H95V242L93 241ZM129 243H131V242H129ZM84 244H83V246H84ZM117 247H119V245ZM86 249H87V247H86ZM128 250H129V248H128ZM128 250H126V251H128ZM80 251H82V252H80ZM120 251H121V249H120ZM129 251H128L127 256L130 255ZM85 252H86V250H85ZM5 253H6V251H5ZM8 254H10V253H8ZM85 254L86 253H84L83 256H85ZM132 254L133 253L131 252V256H132ZM26 255L29 258L26 257ZM24 256L26 257V259L24 258ZM87 256H88V258H87ZM130 259H131V257H130ZM111 260L113 261V263L110 262ZM137 260H138V258H137ZM130 261H128V262H130Z\"/></svg>",
    "mask_w": 264,
    "mask_h": 264
},
{
    "label": "crops",
    "instance_id": "obj_3",
    "mask_svg": "<svg viewBox=\"0 0 264 264\" xmlns=\"http://www.w3.org/2000/svg\"><path fill=\"white\" fill-rule=\"evenodd\" d=\"M256 251L252 252L251 256L246 257L241 264H264V239H261Z\"/></svg>",
    "mask_w": 264,
    "mask_h": 264
}]
</instances>
